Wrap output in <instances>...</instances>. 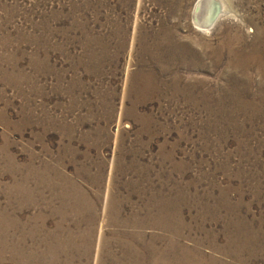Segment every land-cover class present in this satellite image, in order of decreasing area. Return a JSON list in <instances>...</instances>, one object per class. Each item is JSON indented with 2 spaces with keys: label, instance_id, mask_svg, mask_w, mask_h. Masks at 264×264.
<instances>
[{
  "label": "rangeland",
  "instance_id": "obj_1",
  "mask_svg": "<svg viewBox=\"0 0 264 264\" xmlns=\"http://www.w3.org/2000/svg\"><path fill=\"white\" fill-rule=\"evenodd\" d=\"M197 1L0 0V264H264V0Z\"/></svg>",
  "mask_w": 264,
  "mask_h": 264
},
{
  "label": "bare ground",
  "instance_id": "obj_2",
  "mask_svg": "<svg viewBox=\"0 0 264 264\" xmlns=\"http://www.w3.org/2000/svg\"><path fill=\"white\" fill-rule=\"evenodd\" d=\"M227 9L221 0H198L192 13L193 23L199 28L209 31L218 20L226 15ZM261 29L256 31L255 40L249 44V49L245 47L234 46V54L238 55L244 65L254 64L264 71V32L259 36ZM262 38V39H261ZM261 39V44L259 40ZM242 40L238 37L236 42Z\"/></svg>",
  "mask_w": 264,
  "mask_h": 264
}]
</instances>
